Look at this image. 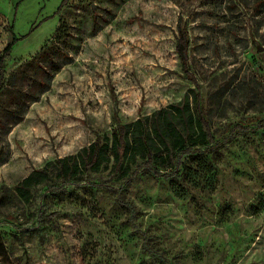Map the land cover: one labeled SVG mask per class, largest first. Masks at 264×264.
<instances>
[{
  "label": "rangeland",
  "instance_id": "1",
  "mask_svg": "<svg viewBox=\"0 0 264 264\" xmlns=\"http://www.w3.org/2000/svg\"><path fill=\"white\" fill-rule=\"evenodd\" d=\"M61 1L0 0V51L20 38L0 91V264H264V0ZM178 24L214 139L232 135L208 168L128 185L106 170L89 179L109 186L22 201L33 168L182 99Z\"/></svg>",
  "mask_w": 264,
  "mask_h": 264
},
{
  "label": "trees",
  "instance_id": "2",
  "mask_svg": "<svg viewBox=\"0 0 264 264\" xmlns=\"http://www.w3.org/2000/svg\"><path fill=\"white\" fill-rule=\"evenodd\" d=\"M67 1H61L57 12ZM19 39L13 34L0 51V91L5 80V60ZM188 47L187 32L178 24L175 49L182 70L193 85L180 101L139 115L130 122L116 119L111 134H98L94 141L76 153L56 157L42 167L33 168L14 186L16 195L22 201L30 202L37 188L60 189L81 179L88 180L91 186H109L105 176L97 181L89 179L90 173L106 170V175L128 185L140 173L160 179H178L191 170L193 162L207 169L206 156L220 150L232 135L214 139L204 116L199 83L188 69ZM38 83L48 85L46 80L40 79ZM260 124L264 126V119Z\"/></svg>",
  "mask_w": 264,
  "mask_h": 264
}]
</instances>
